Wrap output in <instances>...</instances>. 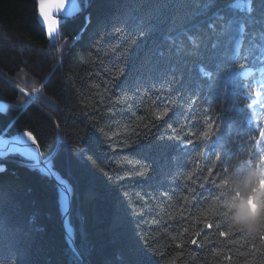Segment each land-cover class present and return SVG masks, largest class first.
I'll list each match as a JSON object with an SVG mask.
<instances>
[{
    "label": "trees",
    "instance_id": "16d2710c",
    "mask_svg": "<svg viewBox=\"0 0 264 264\" xmlns=\"http://www.w3.org/2000/svg\"><path fill=\"white\" fill-rule=\"evenodd\" d=\"M79 2L81 12L66 19L58 39L53 40L37 20L34 0H0V105L7 106L0 111V135L31 132L43 159H51L53 170L71 185L69 222L75 244L88 264H164L181 251L184 255L177 264H217L207 251L213 245L201 248L187 244L176 249L175 242L169 240L172 229L180 225L189 227L190 233L204 227L203 223L193 227L192 217L199 216L202 206L207 205L203 197L197 196L190 198L186 209L177 205L175 199L165 206L174 183L169 175L175 172L173 141L168 139L172 132L139 106V97L145 93L154 96L160 87L161 73L177 60L178 78L197 82L201 66L213 63L210 45L215 37L209 34L203 40L208 47H201L199 54L177 56L174 50L169 51L170 42H166L167 21L160 32L151 35H141L133 29L135 18L151 11L156 0ZM167 2L169 18L171 13L194 11L187 0ZM116 27L122 33L117 34ZM129 44L128 53L118 64L122 72L117 76L110 57L118 53L111 49L121 46L122 51ZM161 51L164 56L159 55ZM24 73L28 74L29 84L43 82L45 87L40 99L22 105L21 101L28 98L16 85L24 86L19 79ZM203 91L206 94L207 88ZM118 100H127L134 107L113 103ZM138 115L146 117L143 123H150L148 129H137L141 133L137 140L130 128L137 123ZM233 127L226 126L225 143L228 149L232 148L228 141L231 136L239 151L240 142ZM100 128H105L108 135L101 133ZM81 151L83 155L78 156ZM128 160L147 165L148 173L143 177L125 175ZM31 163L17 152L0 157V166L5 169L0 172V209L4 216L0 242L5 252L21 240L27 248L22 264H84L66 236L57 183L31 167ZM202 167L203 158H199L198 165L196 159H190L188 169L182 171L198 174ZM212 172L210 179L218 180L223 169L217 164ZM193 187L204 197L209 196L199 188V182ZM125 193L132 200L137 199L138 193L148 207L140 208L139 202L134 206ZM184 195L188 193L185 191ZM181 214L185 220L180 219ZM169 216L175 219L169 220ZM164 222L168 233H164ZM16 229H23V233L15 232ZM217 231L215 227L205 228L213 241L226 243L228 239L245 238L238 233L218 237ZM203 235L196 237L198 243ZM152 247L157 251L153 252ZM228 247L233 252L225 249V254L234 255L239 245ZM140 249L144 250L142 256L138 255ZM160 253L166 254L162 258ZM219 264L234 262L221 258Z\"/></svg>",
    "mask_w": 264,
    "mask_h": 264
},
{
    "label": "snow or ice",
    "instance_id": "6c2138e0",
    "mask_svg": "<svg viewBox=\"0 0 264 264\" xmlns=\"http://www.w3.org/2000/svg\"><path fill=\"white\" fill-rule=\"evenodd\" d=\"M38 4L39 17L43 18L47 25L50 39H58L59 33L57 25L59 20L57 14L64 13L70 15L71 12L78 11L75 2L72 3L70 12H64L66 0H35ZM194 8V11L183 13H171L169 18V4L167 0H156L151 11L142 17H136L133 22L134 31L141 35H151L161 31V25L167 21L166 42H170L169 51H175L177 56L182 53L199 54L201 47H208L203 44V40L211 34L215 37V42L210 45L213 61L211 65L201 66V75L197 82H186L178 78L176 63L166 67L161 73L160 87L155 89V95L149 96L145 93L139 97V106H143L145 112L154 121H161V126L171 129L172 134L168 139L173 141L174 167L175 172L169 173L173 178V187L168 195V204H172L175 199L176 204L186 209L190 203V198L203 197V203L199 216H193V227L196 223H203L204 227L199 228L194 233H190V228L180 225L173 228L169 235L170 242H175L176 249H183L185 245H197L204 248L206 245H213L207 251L217 260L219 264L222 258L225 261H233L234 264H264V231L257 235H251V239L243 231L230 228L223 219L225 213L222 208H218L214 202L222 199L221 185L226 184L221 175L217 179H210L213 176L212 169L219 164L223 172L227 173V162L233 158L243 155L248 158V163H255L259 167L264 163V0H187ZM117 34L122 33V29L115 28ZM173 33L175 35H173ZM132 43H135L133 40ZM113 47L112 53H118L110 57L114 61L112 67L116 75L119 76L122 70L118 64L122 63L128 47ZM164 56V52H159ZM207 69V70H205ZM24 86L17 83L23 96L27 101L21 104L31 103L43 96V82L35 81L29 84L28 74L24 73L19 77ZM191 84V86H190ZM95 87H99L95 85ZM207 88V93L203 91ZM139 91V89H138ZM103 100V96L100 97ZM113 103H125L127 107H134L127 100H118ZM7 106L0 105V111ZM23 110V108H21ZM171 112V115L169 113ZM134 127L130 132L138 140L141 133L137 129H148L149 123H143L145 116H136ZM185 121L187 123H181ZM228 124H233V131L236 139L240 142L239 151L237 144L228 136V141L232 143V148L228 149L225 143V129ZM127 127V126H126ZM100 132L108 135L105 128H100ZM113 135H119L113 132ZM27 137V140H25ZM132 137L130 136L129 139ZM31 141L36 145L32 148L28 144ZM127 142V141H126ZM191 145V147H188ZM0 147L6 152H19L28 160L32 161L31 167L37 168L46 176L55 177L58 182V191L64 201V211L67 213L68 205L71 202L72 187L62 179L52 167L51 159H41L38 154L39 145L31 132H24L11 141L0 139ZM5 154L0 152V155ZM195 154V156H194ZM83 153L78 152V156ZM203 158L204 167L199 173L187 170L190 159ZM91 159V157H89ZM211 162V163H210ZM95 163V161H93ZM129 170L125 175H136L143 177L149 169L140 161L128 160ZM5 169L0 166V172ZM104 171L103 168L100 169ZM205 172L208 173L205 176ZM190 182V183H189ZM199 182V188L209 193L208 197L203 196V192L193 187ZM185 191L188 195H184ZM130 202L135 206L139 202V207L146 209V202H142V197L136 194L137 199ZM180 201L184 203L181 204ZM199 203V201H198ZM195 207V205H193ZM135 211V208H134ZM144 213H140L142 216ZM211 217V219H210ZM175 217L169 216V220ZM181 220H185L183 214ZM3 212L0 209V234L3 233ZM67 221V216H66ZM159 223V221L157 222ZM215 227L218 237H229L235 234H242L245 238L241 240L228 239L213 241L209 239V234L205 233V228ZM168 224L164 222V233H168ZM15 232L23 233V229H16ZM202 237V242L198 243L196 237ZM153 240L155 237L152 238ZM145 243L148 239L145 238ZM239 245L234 255L233 249L228 246ZM153 252L157 251L152 247ZM75 252V249H73ZM144 250L140 249L138 255H143ZM166 253H160L161 257ZM79 257V252H75ZM183 252H177L174 256L164 261V264H177L183 257ZM27 257V248L21 240H16L12 247L5 252V246L0 242V264H22ZM207 264V262H205Z\"/></svg>",
    "mask_w": 264,
    "mask_h": 264
},
{
    "label": "clouds",
    "instance_id": "9594fccd",
    "mask_svg": "<svg viewBox=\"0 0 264 264\" xmlns=\"http://www.w3.org/2000/svg\"><path fill=\"white\" fill-rule=\"evenodd\" d=\"M228 171L222 173V199L214 202L222 208L223 219L230 228L245 235H257L264 231V163L259 167L249 164L240 155L227 162Z\"/></svg>",
    "mask_w": 264,
    "mask_h": 264
},
{
    "label": "water",
    "instance_id": "95a60500",
    "mask_svg": "<svg viewBox=\"0 0 264 264\" xmlns=\"http://www.w3.org/2000/svg\"><path fill=\"white\" fill-rule=\"evenodd\" d=\"M34 2H35V0H34ZM73 2H75L76 4H77V6H78V11H75V12H71V14L70 15H64V13H59V14H57V19L59 20V23H58V25H57V31H58V33L60 32L59 30H60V26H61V24L63 23V22H65V20L66 19H68V18H71V17H74V16H76L77 14H79L80 12H81V5H80V3H79V0H66V4H65V9H64V12H70V10H71V6H72V3ZM36 3V2H35ZM36 10H37V20H38V22H39V24L43 27V29L45 30V32H46V36L49 38V36H48V31H47V25L44 23V21H43V18H41V17H39V11H38V4L36 3ZM50 39V38H49ZM24 132H26V131H22L21 133H24ZM15 135H13V136H2V138H4V139H9V138H12V137H14ZM1 137V136H0ZM38 144V143H37ZM31 145H32V147L35 149L36 148V145L35 144H32L31 143ZM0 152H4L5 154H3V155H0V157H6V156H8L9 154H12V153H14V152H6V150L4 149V148H2V147H0ZM19 153V152H18ZM38 154H39V156H40V158L43 160V156H42V153H41V151H40V148L38 149ZM56 183H57V185H58V182H57V180L55 179V177H51ZM62 179H64V178H62ZM65 180V179H64ZM58 187H59V185H58ZM60 204H61V207H62V214H63V223H64V228H65V231H66V236H67V238L69 239V241H70V243H71V246H72V248L73 249H75V251L76 252H79L78 251V249H77V246L75 245V242H74V236H73V228H72V226L70 225V223H69V220H68V217H69V213H70V210H71V208H72V196H71V202H70V204L67 206L68 207V211H67V213H65V211H64V207H65V204L63 205L62 204V202H61V200H60ZM66 216H67V221H66ZM79 257L84 261V264H88L85 260H84V258H83V256L81 255V253L79 252Z\"/></svg>",
    "mask_w": 264,
    "mask_h": 264
},
{
    "label": "bare ground",
    "instance_id": "6f19581e",
    "mask_svg": "<svg viewBox=\"0 0 264 264\" xmlns=\"http://www.w3.org/2000/svg\"><path fill=\"white\" fill-rule=\"evenodd\" d=\"M80 3V2H79ZM82 9V8H81ZM60 31V30H59ZM22 132V131H21ZM21 132H19V133H16V135L14 136V137H12V138H9V139H4V138H2V137H0V139H3V140H6V141H11V140H13L15 137H17V136H20V135H22L23 133H21ZM25 140H27V137H25ZM28 144L29 145H31V141H28ZM31 147H32V145H31ZM33 148V147H32ZM10 155V154H9ZM8 155V156H9ZM60 195V194H59ZM73 195V191H72V194H71V196ZM59 200H61V202H62V204L64 205V201L61 199V197L59 196ZM70 214V213H69ZM74 242H75V240H74ZM76 245V244H75ZM78 249V248H77ZM79 251V250H78Z\"/></svg>",
    "mask_w": 264,
    "mask_h": 264
},
{
    "label": "rangeland",
    "instance_id": "374dc122",
    "mask_svg": "<svg viewBox=\"0 0 264 264\" xmlns=\"http://www.w3.org/2000/svg\"><path fill=\"white\" fill-rule=\"evenodd\" d=\"M28 132V131H27ZM16 135V134H15ZM2 137V136H1ZM66 180V179H65ZM67 181V180H66ZM68 182V181H67ZM58 186V185H57Z\"/></svg>",
    "mask_w": 264,
    "mask_h": 264
}]
</instances>
